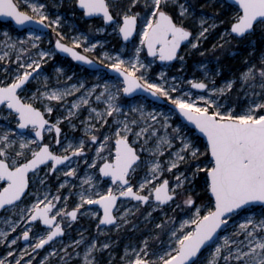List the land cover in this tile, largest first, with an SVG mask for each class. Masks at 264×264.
Here are the masks:
<instances>
[{
    "label": "snow or ice",
    "instance_id": "1",
    "mask_svg": "<svg viewBox=\"0 0 264 264\" xmlns=\"http://www.w3.org/2000/svg\"><path fill=\"white\" fill-rule=\"evenodd\" d=\"M74 2L84 17H98L123 41L138 36L139 43L129 55L123 49L102 51L99 59H92L83 53L97 46L103 49V43H89L88 35L78 31L68 37L70 43H64V33L56 31L62 17L50 16L46 0H0V17L9 18L25 32L23 39H13L5 31L0 41L5 72L0 79V120L6 122L0 124V210L15 209L31 197L15 213L17 219L0 218L7 229L0 230V244L10 249L0 264H34L36 255L62 237L78 216L97 219L99 233L101 226L119 229L121 223L128 224L127 218L141 206L152 209L145 217L150 222L152 212L173 204L172 211L179 210V218L165 214L154 225L157 231L153 235L125 245L121 264H197L204 250H208L204 264H264V212L257 215L252 211L258 205L264 207V53L256 62L245 58V69L220 86L215 77L221 69L213 71L203 64V78L199 80L184 81L163 71L156 80H150L147 73L151 62L145 64L141 59L143 49L154 60L183 62L181 46L187 43L192 49L199 48L209 28L216 24L205 27L206 20L201 18V30L194 35L184 23L191 15L190 0ZM172 5L178 12H172ZM230 6L236 10L226 34L242 38L257 27L264 31V0H231ZM46 30L55 31L57 36L54 48L47 50L39 47ZM217 46L224 48V43L213 48ZM30 49L36 50L34 55ZM57 50L94 72L107 71L114 76L86 87L82 80L68 83L72 76L61 82L63 69L56 67L55 86H50L49 76L42 74V64ZM252 55L249 52V57ZM9 62L16 65L12 74L8 73ZM39 77L42 81L37 88L28 89L27 85ZM237 81L248 100L239 110L226 103ZM193 90H198L195 95ZM137 94L153 102L166 98L171 104L169 113L155 108L146 111L136 100ZM100 104L103 108L93 106ZM56 110L65 114L53 119ZM81 110L87 111L83 120L79 119ZM174 112L187 123L173 127L169 119ZM13 119L15 126H11ZM74 119L78 123H73ZM65 123L72 132L79 127L82 135L64 134L62 139L61 125ZM189 124L194 129L192 135L184 130ZM195 131L206 138L203 152L193 139ZM46 133L52 135L51 142H44ZM181 165L185 171L180 170ZM201 173L208 199L198 204V194L196 198L192 194L193 180ZM52 176L58 182L54 192L49 186ZM30 187L36 191L30 192ZM64 189L66 195L61 194ZM72 196L76 201L69 209ZM124 201L135 204L120 211ZM87 206H98V210ZM241 213L244 215L233 223V231L227 232L229 222ZM22 223L20 233L12 236ZM37 223L41 229L34 231ZM161 233L167 236L166 241L160 239ZM18 240L27 243L17 257L12 246ZM69 247L74 249L72 253ZM109 248L108 242L80 233L79 239L59 251L53 248L37 264H48L49 258L57 255L61 264H66L65 257H76L80 264H97L96 253Z\"/></svg>",
    "mask_w": 264,
    "mask_h": 264
},
{
    "label": "rangeland",
    "instance_id": "2",
    "mask_svg": "<svg viewBox=\"0 0 264 264\" xmlns=\"http://www.w3.org/2000/svg\"><path fill=\"white\" fill-rule=\"evenodd\" d=\"M48 6V12L51 17H55V15L59 14L62 17V25L60 28L56 29V31L63 32L65 35V40L63 42L70 43L68 37L76 34V32H82L88 35L89 43H95L96 41H101L104 45L103 49L99 46L91 52L86 53L94 59H99L101 57L102 51H120L124 50L125 55L131 54L133 51L134 45H138L139 38L136 36L131 42L125 43L121 36L112 31L111 27H106L102 19L93 18L86 19L82 12L76 6L74 0H46ZM182 2V0H181ZM173 6V5H172ZM175 6V5H174ZM26 10V9H22ZM235 7L230 6L226 0H190V12L191 15L187 17L184 21L187 22V26L193 31V34L196 35L201 29L199 25V20L201 18L206 20L205 27L215 23V28H209V32L206 33V38L201 40L200 47L197 49H192L190 45L186 43V46L182 48L179 52V55L184 57L183 62L180 60H176L174 64H160L158 59L152 58L147 55L146 49H143L140 53V57L145 64L151 62V66L148 70L147 76L150 80H156L158 78V74L160 72H165L168 77L171 76H181L184 81L190 79H202L203 72L200 69V65H207L209 69L213 71L219 67L221 69V74L215 77L216 85L220 86L225 80L234 79L242 72L246 65L243 63L245 58H248L252 62H256L261 53H264V31L261 30L260 27H257L254 32L246 37L238 38L235 35H228L227 30L230 29V24L232 22V17L235 12ZM103 28L104 31L98 32L96 29ZM7 31L8 34L13 38H21L25 37L24 31H19L14 27V25L10 22H1L0 21V41L4 39L3 33ZM223 36V40L221 39ZM57 39L55 31H46L45 35H42L41 40L39 42V47L42 49H52L54 48L55 40ZM207 39L212 42L208 48H204ZM227 41L228 43H225ZM224 43V48L216 47L213 48L214 45H219ZM19 47V46H18ZM83 47H87V44L83 45ZM227 50L228 57L231 63V67L225 66L221 59L223 58L222 54L215 56L219 51ZM35 49H30V52L34 55ZM249 52H253V55L249 57ZM203 53V55H201ZM231 53H236L232 55ZM194 56H198L195 60ZM12 60H15V56L12 55ZM189 60L191 63H189ZM105 65L108 63L107 60L104 61ZM8 73L12 74L15 71V64L11 62L8 63ZM56 67H60L63 69V74L60 75L59 79L61 82L65 80L66 76H72V81L68 83H75L77 80L84 81L86 87L91 86L94 83H102L105 79H112L114 75H110L107 71L105 72H94L90 69L85 68L84 66L77 64L70 57L61 56L58 53L47 61V63L42 64V74L49 76V85L55 86V72L54 69ZM5 76L4 72V64L0 62V79H3ZM99 78V79H98ZM42 77L37 78V80L31 81L27 88L30 90H35L37 86L41 83ZM113 82L119 83V81L114 80ZM207 82V81H206ZM183 87L185 90H188V85L184 84ZM196 91L193 90V95L196 94ZM30 94V93H29ZM72 97H69V102ZM166 99V98H165ZM136 100L139 103H143L146 111H151L153 108L158 112H163L165 114L169 113L170 106L168 104H160L159 102H153L151 99H142L140 95L136 96ZM125 104L128 101H124ZM226 103L235 105L237 109L242 108L247 105L248 100L244 96V92L240 90V83L234 85L231 93L228 95ZM98 108H103V105H93ZM125 111H128L125 108ZM60 110H56L53 113V119L58 115H63ZM3 115L7 116L8 113L4 112ZM87 116V111L81 110L79 113V119L83 120ZM122 118V117H121ZM11 119V118H10ZM111 118H109V124H111ZM6 122L0 120V124H5ZM73 123H78L77 120H73ZM169 123L175 127L178 124H184L183 119L179 117L175 112L170 115ZM11 126H15V120L11 121ZM62 127V135L63 139L64 134H67L69 137L72 136H81L82 132L78 127L75 132H72L65 124L61 125ZM99 127V125H98ZM107 127V126H106ZM188 132L189 135L193 134L194 129L192 127H187L184 129ZM103 131V129H102ZM196 145L200 148L201 152L204 151V147L206 144L205 139L200 138L197 132L195 131V135L193 136ZM52 135L46 133L44 142H51ZM153 142H149V147H151ZM91 155V154H90ZM167 153L161 159H166ZM203 159V157H201ZM191 167H195L193 162H189ZM43 167V166H42ZM181 171H185V165L180 166ZM175 171V170H173ZM44 173L41 172V175ZM140 175L143 173L140 172ZM31 175V174H30ZM56 175H59L57 173ZM61 179H63L61 177ZM107 179V178H106ZM168 179L171 181L172 176L168 175ZM50 184L49 186L52 188L53 192L55 191L58 182L56 181L55 176L49 177ZM31 182V180H30ZM73 183L76 181L73 180ZM205 185V177L204 174L201 173L200 176L196 177L193 180V196L197 197V203L202 204L208 199V195L204 191ZM39 187V185H37ZM103 190V189H101ZM36 188L31 187L30 192H35ZM75 191V189H73ZM62 195L67 194V189L61 190ZM31 200V197L24 199L23 204L18 205L15 209H4L0 212V218L11 217L12 219H17L15 213L19 212V208L27 205ZM76 201V197H69L68 207L71 209L74 206ZM120 202H118L119 204ZM135 202L124 201L123 206L120 207V211H123L124 207H133ZM92 208L93 211L98 210V206H87ZM175 208V204L169 207H165L162 210H157L152 212V217L150 218V222L146 221L145 217L148 212H151L152 209L148 206L139 207V211H136L134 215H130L127 219L129 220L128 224H122L119 229L117 227L109 225V226H101L100 232L98 233L96 225L98 220L91 217L90 215L78 216V219L72 223L70 228L65 229V234L62 237L57 238L51 245H46L44 249H42L34 260V264L42 259L45 255L48 254L53 248L59 251L64 245H70L73 240L79 239V234L83 233L89 239L93 237H98L99 242H108L110 244V248L104 250L102 252L96 253L97 264H121L120 257L123 254V250L125 245L129 243H138L140 240L144 238V236H151L157 230L154 225L160 223L162 219L165 218V214L167 216L176 215L179 218V210L176 213H173L172 209ZM257 215L261 212H264V207L256 206L252 210ZM119 215V212L116 213ZM244 213H241L240 217H234L233 221L229 222V225L226 229L227 232L233 231V223L237 219H241ZM24 227L23 223L21 227L17 229L16 233H12V236L20 233L21 229ZM34 231L37 229H41V224L37 223L33 225ZM0 230H7L5 226L0 223ZM103 233V234H101ZM31 237V233H30ZM160 239L163 241L167 240V236L163 233L160 234ZM26 241L18 240L17 245L12 246V249L16 250L17 257L19 256V249H23L26 245ZM155 243V242H154ZM10 249L5 247L4 244H0V259H4L7 255V252ZM74 249L72 247L68 248V252L72 253ZM76 251H82V249H76ZM62 255V253H61ZM208 255V250H205L201 254V258L197 261V264H204V257ZM11 259V258H8ZM26 259V258H25ZM66 264H80V260L76 257L72 259H68L65 257ZM48 264H61L60 256H53L49 258Z\"/></svg>",
    "mask_w": 264,
    "mask_h": 264
},
{
    "label": "water",
    "instance_id": "3",
    "mask_svg": "<svg viewBox=\"0 0 264 264\" xmlns=\"http://www.w3.org/2000/svg\"><path fill=\"white\" fill-rule=\"evenodd\" d=\"M229 3H231V0H227ZM86 18V17H85ZM94 18H98V17H94ZM86 19H93V18H86ZM99 19V18H98ZM0 21L2 22H10V23H12L13 25H14V27L16 28V29H18L19 31H22V30H20L19 29V27L18 26H16L13 22H11L10 21V19L9 18H7V17H0ZM46 31H49V30H46ZM136 36H134L130 41H128V42H125V43H129V42H131L134 38H135ZM239 38V37H238ZM65 43V42H64ZM184 45H186V44H184ZM184 45H182L181 46V48L184 46ZM58 53L61 55V56H64V57H69V56H67L66 54H64V53H60L59 51H58ZM83 54H85V55H87L86 53H83ZM71 58V57H70ZM90 58H92L91 56H90ZM92 59H94V58H92ZM159 61V60H158ZM176 60H174V61H171V62H161V61H159L160 63H162V64H165V63H168V64H170V63H173V62H175ZM76 62V61H75ZM77 64H80V65H82V66H84L85 68H87V69H90L89 68V66H87V65H83L81 62H76ZM110 75H114L113 73H110V72H108ZM138 95H140V94H137V96ZM149 99H151V98H149ZM152 100V99H151ZM160 104H168L170 107H171V104H170V102H168V101H166V99L165 98H162L161 100H159L158 101ZM179 117L181 118V119H183L180 115H179ZM184 121V120H183ZM185 123H187L186 121H184ZM189 127H192L193 128V126L192 125H188ZM197 132V134L199 135V137L201 138H203V139H205V141H206V138L202 135V134H200L198 131H196ZM1 211V210H0ZM205 251V250H204ZM203 251V252H204ZM202 252V253H203Z\"/></svg>",
    "mask_w": 264,
    "mask_h": 264
},
{
    "label": "trees",
    "instance_id": "4",
    "mask_svg": "<svg viewBox=\"0 0 264 264\" xmlns=\"http://www.w3.org/2000/svg\"><path fill=\"white\" fill-rule=\"evenodd\" d=\"M208 46H209V44L207 43V45H205L204 48H208ZM216 53H217V54H216L215 56H217V55H219V54H222V55H223V58L221 59V62H222L225 66H228V67L230 68V67H231V63H230L231 58L229 59L227 50L219 51V52H216ZM194 58H195V60H196L197 58H200V57H198V56H194Z\"/></svg>",
    "mask_w": 264,
    "mask_h": 264
},
{
    "label": "flooded vegetation",
    "instance_id": "5",
    "mask_svg": "<svg viewBox=\"0 0 264 264\" xmlns=\"http://www.w3.org/2000/svg\"><path fill=\"white\" fill-rule=\"evenodd\" d=\"M227 2H228V1H227ZM228 3H229V2H228ZM229 4H231V3H229ZM171 10H172V12H173V13H176V12H178V9H177V8H176V6H174V5H173V6H171ZM184 23H185V24H187V22H186V21H184ZM246 36H247V35H245L244 37H246ZM244 37H243V38H244ZM207 43H208L209 45H211V44H212V42H210L208 39H207V41H206V44H205V45H207ZM184 46H186V45H184ZM184 46H183V47H184ZM183 47H182V48H183ZM182 48L180 49V51L182 50ZM175 62H176V61H175ZM175 62H173V63H170V64H174ZM159 63H160V62H159ZM189 63H191V61H190V60H189ZM160 64H162V63H160ZM166 64H168V63H166ZM30 185H31V182H30ZM29 191H31V187H30ZM1 211H2V210H1ZM1 211H0V212H1Z\"/></svg>",
    "mask_w": 264,
    "mask_h": 264
}]
</instances>
